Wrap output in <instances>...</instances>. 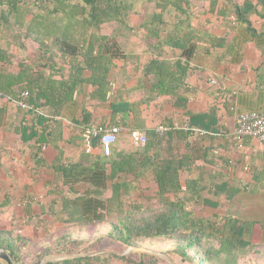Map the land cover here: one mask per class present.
Returning <instances> with one entry per match:
<instances>
[{
    "label": "crops",
    "instance_id": "0c3cea01",
    "mask_svg": "<svg viewBox=\"0 0 264 264\" xmlns=\"http://www.w3.org/2000/svg\"><path fill=\"white\" fill-rule=\"evenodd\" d=\"M190 2L193 45L185 50L171 48L165 40L184 38L187 22L177 31L168 17V25L156 34L154 26L141 24L153 8H140L143 15L131 19L133 30L118 25L88 35L98 38L94 53L112 59L106 79L92 76L104 74L106 65L86 68L84 76L96 80L95 86L86 82L75 99L58 92L50 105L41 99L36 114L0 100V230L41 247L43 239L58 231L101 223L94 220H109L111 213L130 205L160 212L179 203L194 218L234 219L246 229L249 255L264 261V144L249 136L241 142L235 138L240 114L264 113V16L250 15V24H242L222 0ZM75 51L63 43L54 61L63 64L61 56ZM9 52L28 63H47L32 40L26 52L15 45ZM155 59L184 70L163 78L168 89L161 93L154 89L155 73L146 74ZM64 66L55 81L68 78ZM7 70L18 73L17 61ZM117 103L127 106L114 112ZM38 115L53 117L52 122L43 124ZM90 122L118 129L109 155L95 140ZM22 127L44 134L43 145L34 144L38 137L23 144ZM133 129L145 133L148 143L134 145ZM123 164L128 166L119 170ZM160 176L177 179L179 188L162 191ZM64 236L56 235L52 242ZM49 261V256L43 260Z\"/></svg>",
    "mask_w": 264,
    "mask_h": 264
},
{
    "label": "trees",
    "instance_id": "16d2710c",
    "mask_svg": "<svg viewBox=\"0 0 264 264\" xmlns=\"http://www.w3.org/2000/svg\"><path fill=\"white\" fill-rule=\"evenodd\" d=\"M222 1L225 7H231L239 23L250 24V15L264 16V0ZM190 3V0H0V100L23 102L28 106L27 111L34 114L41 99H45V103L50 105V98L54 97L56 92L64 98L75 99L86 82L95 86L97 82L94 80L95 77L106 79L109 70L107 65L112 64V59L99 56L98 51L95 54L98 38L95 36L89 38L88 35L90 32L100 31L104 25L112 22L125 30H133L136 27L131 19L142 15L143 11L140 8L146 10L150 6L153 8L150 18L144 19L141 24L145 22L144 26L149 29L151 28L149 25L154 26L156 29L153 31L156 34L168 25L169 22L166 20L168 17L172 21V27L177 31L184 28L187 22L184 38L169 37L165 40L171 48L185 50L188 44L193 45V39L188 35L189 32L191 33L192 18ZM28 40L39 46L40 57L43 54L47 57L46 64L40 61L28 63L25 58L17 59V56L9 52V47L12 45H15L21 53L26 52ZM158 40L161 38L159 37ZM63 43L72 46L76 51L73 56L63 54L60 60L63 64H60L54 61L55 51L60 52ZM15 61L18 63L19 71L12 74L7 67L13 65ZM64 65L70 70L68 78L55 81V74L61 73ZM93 65H106L107 69L104 74L92 75L94 79L85 77L84 69ZM175 69L182 71L178 65L155 59L149 64L146 74L155 73L157 83L154 89H158L161 93L168 89L163 78L169 76L174 78ZM103 87L99 86L102 89ZM24 93H27V96H22ZM125 106L127 105L117 103L113 104L112 108L115 112ZM1 110L3 108L0 105ZM50 115L55 117L56 113ZM37 117L43 124L51 123L53 118H41L39 115ZM90 123L91 127L93 126L91 129L99 126L109 129L106 122ZM20 132L23 144L36 137L39 140H34L35 145H43L45 142L44 137L41 138L44 134H39L37 130L22 127ZM95 140L101 145L100 135H97ZM123 165L119 170L128 166V164ZM175 180H162L160 176L157 182L163 191L179 188L180 184L177 179ZM189 186L186 184L187 189ZM120 187H123L122 183L118 184V192ZM193 188L196 192V185L193 184ZM109 217L117 218L111 223L109 233L105 235L109 239L130 247L143 239L171 241L175 245L171 254L178 256L183 263L238 264L240 259L250 254L248 249L250 242L246 239L244 226L225 216L224 220H218V216L209 220L194 218L190 212L184 211L179 203L163 207L160 212L141 205H130L118 213H111ZM105 218H96L94 222H102ZM103 239L105 237L101 235L98 241ZM54 244H56L54 248L44 249V252L38 255L40 260L37 264H110V258L102 254L78 255L42 262L54 251L62 255L69 246L75 247L82 242L64 236ZM28 245L27 238L21 235L14 237L10 232L0 230V251L11 256L13 264H24V251L28 249ZM119 258L126 259L125 256ZM0 264L7 262L0 258ZM134 264L143 263L134 262Z\"/></svg>",
    "mask_w": 264,
    "mask_h": 264
},
{
    "label": "rangeland",
    "instance_id": "374dc122",
    "mask_svg": "<svg viewBox=\"0 0 264 264\" xmlns=\"http://www.w3.org/2000/svg\"><path fill=\"white\" fill-rule=\"evenodd\" d=\"M151 9V6H150ZM143 15V14H142ZM106 30L118 29V24L115 22L108 23L103 27ZM116 217H112L109 220L101 223L94 224H78L75 229L71 231H58L55 235H51L47 239H43V244L47 245V248H54L56 244L52 242L54 236H61V234L67 236L70 240L81 241L82 244L78 246H69L65 253L57 254L55 251L49 255V259L60 260L63 255H94L102 254L104 257L110 258V264H134V262H142L143 264H189L183 263L179 257L173 256L170 253L173 251L175 245L170 241L161 242L160 240H139L133 246H127L119 241L109 239L105 235L111 230V223L116 221ZM112 220V221H111ZM12 234V233H11ZM103 235L105 239L99 240ZM14 236V235H13ZM61 239V238H60ZM59 238L57 240H60ZM29 245V253L24 254V264H37L39 262V254L44 252L43 246ZM125 256L123 260L119 257ZM155 257V258H154ZM254 257V256H253ZM245 257L240 259L238 264H264L261 262L258 256ZM257 258V259H256ZM41 262V261H40ZM43 262V260H42Z\"/></svg>",
    "mask_w": 264,
    "mask_h": 264
},
{
    "label": "built area",
    "instance_id": "2783aa9c",
    "mask_svg": "<svg viewBox=\"0 0 264 264\" xmlns=\"http://www.w3.org/2000/svg\"><path fill=\"white\" fill-rule=\"evenodd\" d=\"M212 83L216 84V81L213 80ZM22 96H27V93ZM16 104L23 109L28 108L23 102H16ZM164 130L165 128L160 127L161 132ZM193 131L198 132L197 134L201 136L206 135L203 130L194 129ZM117 132L118 129L116 128L107 130L102 126L96 127L92 131L95 136H101V145L107 155L110 154L112 145L117 141ZM129 136L131 142L136 146L145 145L148 142V136L137 129L131 130ZM247 136L253 137L264 144V113H243L236 118L235 138L241 142Z\"/></svg>",
    "mask_w": 264,
    "mask_h": 264
},
{
    "label": "water",
    "instance_id": "95a60500",
    "mask_svg": "<svg viewBox=\"0 0 264 264\" xmlns=\"http://www.w3.org/2000/svg\"><path fill=\"white\" fill-rule=\"evenodd\" d=\"M0 258L7 262V264H13L12 257L8 256L5 252L0 251Z\"/></svg>",
    "mask_w": 264,
    "mask_h": 264
}]
</instances>
